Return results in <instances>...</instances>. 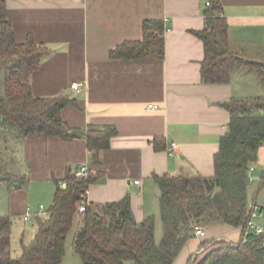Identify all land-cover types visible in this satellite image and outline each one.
Wrapping results in <instances>:
<instances>
[{
	"label": "crops",
	"instance_id": "crops-1",
	"mask_svg": "<svg viewBox=\"0 0 264 264\" xmlns=\"http://www.w3.org/2000/svg\"><path fill=\"white\" fill-rule=\"evenodd\" d=\"M208 2L222 7L231 50L264 64V0H5L16 43L31 36L48 50L31 76L33 95L71 99L61 116L73 129H116L109 148L97 153L83 137L30 135L12 144L10 171L28 182L17 189L0 183L11 212L30 221L44 206L39 202L31 215L33 196L47 193L52 203L56 183L64 184L69 171L85 165L95 177L86 190L89 203L102 206L128 196L135 220L154 216L156 227L162 223L157 176L214 175L215 155L231 120L223 103L264 98L259 89L264 79L235 69L226 83L202 80L204 43L195 32L205 28ZM146 19L166 26L164 58L110 57L118 44L142 38ZM251 166L254 176L257 166L264 168V145ZM259 182L253 197L248 188L249 205H258ZM256 221L264 223V217ZM203 228L206 236L193 234L173 264H190L205 241L237 242L243 235L241 227L228 224Z\"/></svg>",
	"mask_w": 264,
	"mask_h": 264
},
{
	"label": "trees",
	"instance_id": "trees-1",
	"mask_svg": "<svg viewBox=\"0 0 264 264\" xmlns=\"http://www.w3.org/2000/svg\"><path fill=\"white\" fill-rule=\"evenodd\" d=\"M205 15V28L195 32L204 43L202 80L226 83L235 69L254 71L264 79V64L245 60L231 50L221 5L213 3ZM165 28L163 20H144L142 38L118 44L110 57L163 59ZM47 53L31 36L25 43H16L6 17L5 0H0V183L9 189L21 188L28 182L26 177L10 171L12 144L30 135L63 140L83 137L88 149L97 153L109 148L116 134V129L109 126L73 129L61 116L71 99L33 95L31 76ZM254 100L252 108H247L241 99L223 103L231 111V120L215 155L213 176L156 177L164 229L159 242L155 239L154 216L137 222L128 196L102 206L88 203L86 210L79 212V203L86 198L87 187L95 177L69 171L62 180L65 185L56 183L47 215H35V236L29 243H22L17 256L11 251L12 222L0 215V264H60L67 234L76 219L81 227L75 234L74 247L84 264H173L193 236L195 226L214 224L241 227L243 235L235 244L216 242L193 264H264V233L244 234L250 206L248 171L264 145V98ZM259 181L256 193L264 187V170Z\"/></svg>",
	"mask_w": 264,
	"mask_h": 264
},
{
	"label": "rangeland",
	"instance_id": "rangeland-1",
	"mask_svg": "<svg viewBox=\"0 0 264 264\" xmlns=\"http://www.w3.org/2000/svg\"><path fill=\"white\" fill-rule=\"evenodd\" d=\"M249 83H253L252 81L247 80ZM246 80H242L240 83H247ZM259 89H263L264 91V84L259 85ZM254 98L251 99H245L243 100V103L247 106V108H252L254 107ZM263 100H261L262 102ZM264 168L261 166H257V172L255 176V181L253 183H249V191H250V196L253 197V190L256 184H258L259 179L261 176L262 171ZM1 190V189H0ZM37 194V193H36ZM7 195H4L0 191V215L1 216H7L10 218L12 222V228H11V251L13 256H17L21 253V247L22 243H29L35 236L36 229H37V222L35 219V216L31 218L30 221H25L24 214L23 213H13L11 212L9 208V202H8V197ZM50 195L47 193L44 194V196L39 197V195L33 196L32 198V204L29 205L32 208V212L30 213L31 215L35 212L37 205L39 202L43 203V209H41V217H45L47 215V211L49 206L51 205V199L49 198ZM258 206H263L264 205V187L261 188L259 191L258 195ZM49 203V204H48ZM257 222V221H256ZM261 225L264 223L261 222ZM81 227V223L79 219H76L74 226L70 229V231L67 234L66 237V245H65V254L63 257V260L60 264H84L81 256L75 251L74 247V238L75 234ZM200 227H204L203 225ZM163 223H158L155 227V239L156 242H159L163 236ZM225 241V240H222ZM218 242V241H217ZM226 243H229L228 241H225ZM238 242V241H237ZM237 242H232L230 243H237ZM215 244V243H214Z\"/></svg>",
	"mask_w": 264,
	"mask_h": 264
},
{
	"label": "built area",
	"instance_id": "built-area-1",
	"mask_svg": "<svg viewBox=\"0 0 264 264\" xmlns=\"http://www.w3.org/2000/svg\"><path fill=\"white\" fill-rule=\"evenodd\" d=\"M207 4L209 5L210 3L208 2ZM71 87H72V89H74L76 91L80 90V84L77 82H73L71 84ZM149 107H153V105H149ZM87 172H88V168L85 165L80 166L77 169L78 175H86ZM254 173H255V168L253 166H250L249 171H248V182L249 183H253L255 181L256 178L254 176ZM135 183H138V181H136ZM88 203L89 202H88L87 197L85 199L81 200L79 203V206H78V211L84 212L86 210V206ZM41 209H43L42 205H40V210ZM258 217H264V205L259 207L256 203L253 202L249 206V218H248L246 225L244 227L245 236L251 232H253L257 235L264 233V225H260L256 222V219ZM193 230H194V235L197 237L203 238L206 236V231L203 227L195 226ZM222 240L228 241L230 243L229 240H226L224 238H217V239L210 240L209 242H207V244L205 246H203L200 250H198L194 256H192L190 264H193L195 262L198 254H201L205 249L212 246L217 241H222Z\"/></svg>",
	"mask_w": 264,
	"mask_h": 264
}]
</instances>
